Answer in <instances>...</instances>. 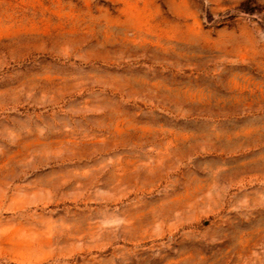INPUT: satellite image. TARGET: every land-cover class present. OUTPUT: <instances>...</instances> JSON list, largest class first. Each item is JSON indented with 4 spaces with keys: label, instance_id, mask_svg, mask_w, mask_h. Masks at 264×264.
I'll use <instances>...</instances> for the list:
<instances>
[{
    "label": "rangeland",
    "instance_id": "obj_1",
    "mask_svg": "<svg viewBox=\"0 0 264 264\" xmlns=\"http://www.w3.org/2000/svg\"><path fill=\"white\" fill-rule=\"evenodd\" d=\"M0 264H264V0H0Z\"/></svg>",
    "mask_w": 264,
    "mask_h": 264
}]
</instances>
